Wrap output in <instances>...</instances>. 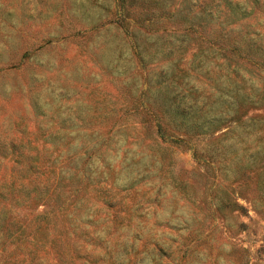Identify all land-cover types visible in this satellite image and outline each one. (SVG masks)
Wrapping results in <instances>:
<instances>
[{
    "label": "rangeland",
    "instance_id": "rangeland-1",
    "mask_svg": "<svg viewBox=\"0 0 264 264\" xmlns=\"http://www.w3.org/2000/svg\"><path fill=\"white\" fill-rule=\"evenodd\" d=\"M0 264H264V0H0Z\"/></svg>",
    "mask_w": 264,
    "mask_h": 264
}]
</instances>
